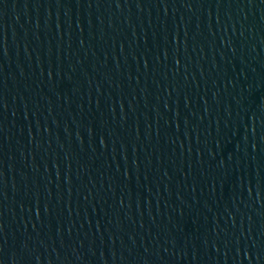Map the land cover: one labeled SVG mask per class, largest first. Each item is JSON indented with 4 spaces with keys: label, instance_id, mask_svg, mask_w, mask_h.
<instances>
[{
    "label": "water",
    "instance_id": "obj_1",
    "mask_svg": "<svg viewBox=\"0 0 264 264\" xmlns=\"http://www.w3.org/2000/svg\"><path fill=\"white\" fill-rule=\"evenodd\" d=\"M0 264H264V0H0Z\"/></svg>",
    "mask_w": 264,
    "mask_h": 264
}]
</instances>
